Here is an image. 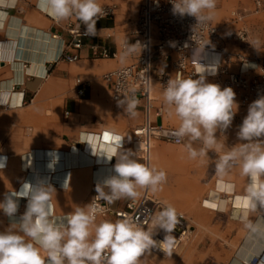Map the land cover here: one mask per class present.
Wrapping results in <instances>:
<instances>
[{
	"label": "crops",
	"instance_id": "obj_1",
	"mask_svg": "<svg viewBox=\"0 0 264 264\" xmlns=\"http://www.w3.org/2000/svg\"><path fill=\"white\" fill-rule=\"evenodd\" d=\"M141 1L117 0L114 18L97 22L94 40L114 49L115 45L127 38L138 17ZM40 4L41 0H17L14 7L0 9V161L3 162V167H0V202L6 193L22 192L25 183L35 185L42 181L55 189L51 200L54 217L63 218L77 206L89 204L92 194L96 193L97 183L114 174L116 158L109 161L101 156V145L104 148L114 146L103 139L104 135H119L122 137L121 143L124 141L127 144L133 138V129L145 121L146 112L142 101H139L137 115L130 116L117 106L110 91L103 85V73L124 65L125 59H94L87 47L82 50V59L74 64L59 59L64 45L61 40L52 39L51 35L59 33L63 38H68L63 29L65 20L54 23ZM241 13H245L242 20L234 18ZM260 16H264V12L256 11L252 0H217L212 22L222 32L246 28L248 43H230L227 50L242 52L255 61L264 58V17ZM108 33H112L110 38L106 37ZM192 59H199L207 70L217 56L196 51ZM238 68L236 62L229 64L232 71ZM78 77L90 81V88L83 97L77 96L74 89ZM247 111V108L238 107L232 126L225 133L226 139L221 138L223 151L241 142L236 133ZM150 118L158 126L178 127L180 123L178 118L168 115L163 97L152 103ZM90 136L94 138L97 155H93L87 143ZM154 141L150 165L167 174V182L162 190L153 192L154 196L164 201L165 205L175 207L193 224H211L213 233L200 236V240L220 242L218 247L215 244L214 248L208 250L203 262L251 264L252 260L257 259L255 264H264V209L258 207L249 212L248 222L257 229L253 231L246 226V222L233 218L231 203L223 212L205 207L203 202L208 198L207 193L216 184L214 164L189 159L184 147L187 138L178 157L167 153L166 141ZM193 147L199 148L201 145L195 142ZM69 148L77 150L71 166L65 169L67 171L55 176L52 183L50 178L46 180L40 177L39 173H43V170L38 168V160L42 161V158L35 159L32 155L43 150L56 152ZM129 149L132 150L122 147L119 151ZM132 152L134 159L144 163L140 154ZM209 156L214 160L217 154L210 152ZM226 179L235 184V194L243 193L247 178L240 175L238 168ZM142 190L138 189L140 193ZM222 198L231 200L232 197ZM126 200L121 199L118 204ZM18 203L15 221L25 212L27 199L18 197ZM12 222L0 210V231H4Z\"/></svg>",
	"mask_w": 264,
	"mask_h": 264
},
{
	"label": "clouds",
	"instance_id": "obj_2",
	"mask_svg": "<svg viewBox=\"0 0 264 264\" xmlns=\"http://www.w3.org/2000/svg\"><path fill=\"white\" fill-rule=\"evenodd\" d=\"M16 2L0 0V9L14 7ZM169 2L173 15L195 18L193 29L211 21L217 5V0ZM40 6L57 22L75 16L85 26L84 35L87 36L96 35V24L105 14L98 0H41ZM131 47L134 49L135 45ZM199 59L195 73L198 78H184L177 72L164 87L163 103L168 115L175 116L180 122L171 135L177 143L187 138L184 147L189 159L214 164L216 184L208 191L204 206L223 212L231 203L233 218H239L256 231L248 222V215L258 207L264 209V95L249 105L247 115L239 125L236 135L241 142L223 151L221 138L226 139L225 133L232 126L239 107L236 93L231 87L221 88L219 84L207 82L206 69ZM116 103L130 116L137 115L139 100L135 97V89ZM103 139L114 145L100 147L101 156L109 161L116 158L114 174L97 183V195L91 203L77 206L60 218L54 217L51 200L55 189L49 184L42 181L35 185L25 183L22 192L5 194L0 210L13 222L0 231V264H140L144 253L153 248L158 247L164 252L173 248L176 237L172 233L180 220L176 208L170 204L154 212L147 210L143 225L127 214H121L114 222L105 219L96 223L98 215L105 211L98 200L108 205L124 198L135 200L141 194L138 189L156 192L167 182L165 171L134 159L130 149L119 151L122 137L106 133ZM93 140L90 136L87 143L93 155H97ZM195 142L201 147H193ZM210 152L217 154L214 160L209 156ZM0 167H3L2 161ZM237 168L240 175L247 178L242 194H235V184L226 179ZM18 197L26 198L27 204L25 212L15 221ZM157 229L165 233L161 241L153 238Z\"/></svg>",
	"mask_w": 264,
	"mask_h": 264
},
{
	"label": "built area",
	"instance_id": "obj_3",
	"mask_svg": "<svg viewBox=\"0 0 264 264\" xmlns=\"http://www.w3.org/2000/svg\"><path fill=\"white\" fill-rule=\"evenodd\" d=\"M256 11L264 12V0H252ZM105 14L98 20L114 18L118 6L117 0H98ZM245 13L236 15L234 18L242 20ZM54 23L59 24L54 20ZM196 24L194 17L185 15L180 17L173 15L172 4L169 0H142L138 11V17L133 22L127 38L121 40L114 49L108 45L94 40L97 36L84 35L85 26L75 17L66 19L63 29L68 38L54 33L52 38L61 40L63 48L59 59L69 64H74L82 59V50L87 47L94 59H125V64L110 69L103 73L102 79L111 93L113 101L122 99L124 94H131L135 89V97L142 101L146 112L145 121L133 129V138L122 147H130L132 151L140 154L144 163L150 164V152L152 142L161 139L177 143L171 133L178 127L158 126L150 118L152 103L157 100L154 88L157 85L162 91L170 77H175L179 72L184 78H198L195 74L198 64L192 59L193 52L201 54H215L217 60L210 69L204 73L209 83L219 84L221 88L231 87L236 93V101L240 107L247 108L249 105L264 95V58L252 61L242 52L227 50L230 43L247 44L249 33L246 28L240 27L222 32L212 20L205 24ZM112 33L106 35L110 38ZM131 45H135L134 49ZM239 64L237 71L229 69V64ZM203 65V63H201ZM214 69V73H213ZM90 88V81L80 77L75 80V92L83 97ZM68 113H66L67 115ZM142 142L143 147L137 148L136 143ZM97 193L92 194L89 203ZM108 205L103 200L97 203L105 209L99 218L115 221L121 218V214H127L138 220L142 225L147 210L152 212L164 206L162 202L152 197L150 190H142L140 196L135 199H127L119 205ZM179 224L172 233L175 244L168 254L175 251L180 243L188 239L192 233L191 226L186 217L178 213ZM165 233L157 229L156 238L163 240ZM257 259L252 260L255 264Z\"/></svg>",
	"mask_w": 264,
	"mask_h": 264
},
{
	"label": "rangeland",
	"instance_id": "obj_4",
	"mask_svg": "<svg viewBox=\"0 0 264 264\" xmlns=\"http://www.w3.org/2000/svg\"><path fill=\"white\" fill-rule=\"evenodd\" d=\"M260 17H264V16H260ZM103 85L105 86V88H107L104 81H103ZM154 94L157 98L163 97V91L157 85L154 88ZM167 143H168L167 153L174 157L180 156L182 144L176 145L171 142H167ZM153 161H154V157L152 155V163ZM150 194L152 195L153 198L155 199L157 198L154 196L152 191H150ZM159 201L162 200L160 199ZM186 219L188 220V224L191 226V231H192L188 239L182 241L178 246V248L172 253L168 254L167 256L162 254L161 255L157 254L156 252H153L152 249L150 251L145 252L144 255L140 258V264H212V262L209 263L203 262L204 256L208 253V250H211L212 248L215 247V244L218 247L219 246L218 244L220 242L199 239L200 236L204 234L213 233L214 230L212 225L211 224L197 225V224H193L187 217ZM101 220H105V219L97 217L96 223L97 224L100 223Z\"/></svg>",
	"mask_w": 264,
	"mask_h": 264
},
{
	"label": "bare ground",
	"instance_id": "obj_5",
	"mask_svg": "<svg viewBox=\"0 0 264 264\" xmlns=\"http://www.w3.org/2000/svg\"><path fill=\"white\" fill-rule=\"evenodd\" d=\"M51 38H52V35H51ZM52 39H54V38H52ZM48 44H49V42H48ZM136 145H137V148L143 147L142 142H137ZM98 148H99V146H98ZM76 150H77L76 148H73V149L69 148L68 150H57L56 152L53 150H43V152L39 151V152H37V154H33L32 156L35 159L37 157L42 158V161L38 160V163H40L39 164L40 166L38 168L43 170V173H39L40 177H43L46 180L48 178H50V183H52L51 180L53 178H55V176L66 172L67 170H65V169L67 167L71 166V160L75 156ZM41 165H43V166H41ZM47 172H51V173H47ZM30 179H32V176H30ZM153 238L157 241H161L159 238H156L155 236ZM152 250H153V252H156L157 254H160V255L161 254L166 255V256L168 255V253L166 251L164 252L163 250H161L158 247L153 248Z\"/></svg>",
	"mask_w": 264,
	"mask_h": 264
}]
</instances>
